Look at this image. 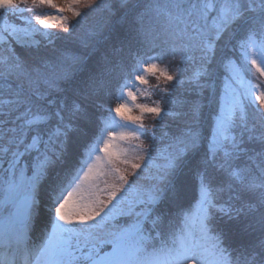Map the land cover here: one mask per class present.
<instances>
[{
  "label": "snow or ice",
  "instance_id": "snow-or-ice-1",
  "mask_svg": "<svg viewBox=\"0 0 264 264\" xmlns=\"http://www.w3.org/2000/svg\"><path fill=\"white\" fill-rule=\"evenodd\" d=\"M0 44V264H264V0H0Z\"/></svg>",
  "mask_w": 264,
  "mask_h": 264
},
{
  "label": "trees",
  "instance_id": "trees-1",
  "mask_svg": "<svg viewBox=\"0 0 264 264\" xmlns=\"http://www.w3.org/2000/svg\"><path fill=\"white\" fill-rule=\"evenodd\" d=\"M28 8H33V6L29 3L27 5ZM45 8H40V7H36L34 9V12H41L43 11ZM16 21V20H15ZM105 35H107V33H105ZM13 47L16 48V51L21 54V55H26L27 54V50L21 48L19 45H16L13 43ZM56 48L63 51V50H68L71 52H76L77 50H79V45L78 43H76L73 40H58L56 42ZM98 58V57H97ZM175 65H176V61H175ZM191 65V63H189L186 66V70L187 68ZM170 68H173V66L171 65ZM226 72V70H224ZM253 72V71H252ZM196 96L195 93H193L187 86V84L180 86L177 85L176 88V93L174 96V99L176 100H195ZM113 106L115 101L112 102ZM175 107V105H173V108ZM179 129L177 127V123L176 121L173 119V117L168 116L165 117L161 120L160 122V126L157 129L156 132V136L159 135V139L156 140V144L162 145L163 148H165V146L170 142V138L173 134L178 133ZM202 132L203 134H205L206 136H210L211 134V127L209 124V116H208V111L205 110L204 112V121H203V125H202ZM167 134V136L165 135ZM177 185L180 188V195L182 196V202L187 205L190 202L194 203V198H195V189H194V183L193 182H189L187 187H184L182 184V177H177ZM46 217H45V209L43 208V206L40 209V215L37 217L36 222H35V232L33 233V235H35L36 233H38L41 228L42 225L44 226ZM246 223V221H241L238 223H229V224H224L222 225V227L225 228V230L228 232L229 237H230V241L232 243V246L235 248H239L242 245H248L251 242H253L254 240H256L259 236V233H254V232H246L244 230V224Z\"/></svg>",
  "mask_w": 264,
  "mask_h": 264
},
{
  "label": "rangeland",
  "instance_id": "rangeland-1",
  "mask_svg": "<svg viewBox=\"0 0 264 264\" xmlns=\"http://www.w3.org/2000/svg\"><path fill=\"white\" fill-rule=\"evenodd\" d=\"M54 10L52 9H44L41 12H35L33 14H43V13H52ZM4 19H7L6 17ZM9 23H17L19 26H23L20 21H15V20H8ZM4 47L3 44H0V50H2ZM168 63L173 66V68H169V71H173L175 69V60H172L171 58H168ZM249 67L251 68V65L249 64ZM194 71V65H190L187 70H186V77L191 75V73ZM254 72L255 70L252 69ZM227 72V70H226ZM147 79L149 80V85L147 86H138L134 87L133 91L135 92L137 96V101L136 103H147L152 105L156 100L160 98L159 92L154 90V86L157 84V81L154 77L148 75ZM163 87V84L160 85ZM134 114H139V111L137 109H133ZM114 116V114H113ZM143 123L146 127H150L151 124L153 123V118L150 115H145L143 119ZM109 131H121V129H108ZM106 134V133H105ZM159 135H157V140L159 139ZM142 140L147 143V138L141 137ZM139 141H130V142H122L121 147L124 148L125 150L128 151L129 157H132L135 153L132 151L133 147L135 144H138ZM99 148V145H97V150ZM157 149H163L162 145L157 144ZM95 155V153L93 154ZM163 154H160V158L158 159L157 162L162 163L163 162ZM86 166V165H85ZM123 167V166H122ZM43 227V225H42Z\"/></svg>",
  "mask_w": 264,
  "mask_h": 264
}]
</instances>
